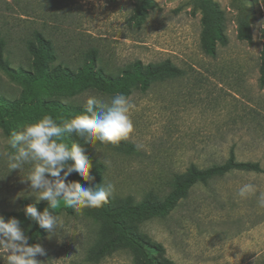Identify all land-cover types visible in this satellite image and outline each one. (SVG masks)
Returning a JSON list of instances; mask_svg holds the SVG:
<instances>
[{
	"label": "rangeland",
	"instance_id": "1",
	"mask_svg": "<svg viewBox=\"0 0 264 264\" xmlns=\"http://www.w3.org/2000/svg\"><path fill=\"white\" fill-rule=\"evenodd\" d=\"M157 8L136 26L130 17L142 0H0L2 55L14 69L28 70L27 44L40 33L54 48L56 60L76 69L95 56V67L118 72L136 60L144 64L169 59L184 76L154 83L128 97L134 132L126 140L136 150L88 145L90 160L105 167L103 180L115 185L113 197L165 196L173 176L191 165L206 168L223 163L233 151L239 162H257L264 170V86L259 84L264 43V0H213L224 15L225 46L216 55L200 48V14L189 0H152ZM251 18L252 42L237 39L238 9ZM21 87L0 72V96L19 98ZM110 104L111 95L86 90L65 100L86 105L88 98ZM7 138L0 131V216L36 202L22 182L29 166L8 173ZM77 181V180H72ZM245 183L256 191L247 199L237 193ZM264 173L233 172L195 185L163 218H152L139 231L162 245L174 264H264ZM47 202V201H40ZM63 202L55 209L59 236L46 234L37 244L46 252L41 264H90L86 255L95 226ZM0 264L6 257L0 253ZM93 264V263H91ZM98 264H135L119 251Z\"/></svg>",
	"mask_w": 264,
	"mask_h": 264
},
{
	"label": "trees",
	"instance_id": "2",
	"mask_svg": "<svg viewBox=\"0 0 264 264\" xmlns=\"http://www.w3.org/2000/svg\"><path fill=\"white\" fill-rule=\"evenodd\" d=\"M191 13L200 14V48L210 57L216 55L217 45L225 46L227 38L224 34V15L218 4L213 0H189ZM157 8L152 0H142L135 8L130 21L140 26L146 18L147 12ZM251 18L247 10L238 9L236 18L237 39L251 43ZM264 39V28L262 29ZM4 42L0 37V72L12 83L21 87L19 98L9 100L0 96V131L8 138L12 130H18L19 125L35 123L45 114L54 119L70 118L84 112L86 105H74L65 100L85 92H97L113 96L123 93L129 97L134 89L146 92L156 83L184 76V71L173 64L169 59L159 63L144 64L139 60L123 67L118 74L105 73L95 67V56L90 57L76 69H70L60 64L54 65L56 55L51 42L40 33L35 34L34 41L27 44V51L31 56L28 70L10 67L2 55ZM259 84L264 86V43L260 52ZM66 142H76L75 136H66ZM88 145H85V148ZM95 146L113 148L121 152H134L136 148L126 141L117 147L104 146L98 142ZM89 182L83 181L73 173L68 181L77 180L84 187L95 190L103 182L105 167L101 162L92 161ZM264 173L257 162H239L233 151L221 164H213L206 168L191 165L182 174L173 176L169 192L158 197L153 193L147 194L140 201L131 196L124 198L110 197L100 209H83L80 214L90 220L95 226L92 244L89 246L86 262L98 264L101 260L119 251L130 253L135 264H174L164 254L162 245L155 243L146 234L139 231L144 222L152 218H163L173 211L179 202L185 199L190 190L197 184L207 185L210 181L220 179L233 172ZM35 204L38 211L48 207V202H24L19 212H7L5 219L17 218L21 227L30 237L29 243H38L46 234L24 215V209ZM68 211L73 213V209Z\"/></svg>",
	"mask_w": 264,
	"mask_h": 264
},
{
	"label": "clouds",
	"instance_id": "3",
	"mask_svg": "<svg viewBox=\"0 0 264 264\" xmlns=\"http://www.w3.org/2000/svg\"><path fill=\"white\" fill-rule=\"evenodd\" d=\"M134 105L123 93H115L110 104L88 98L84 112L70 118L54 119L45 114L35 123H26L12 130L7 138L8 173L28 165L22 182L31 191L36 203L47 201L48 207L38 211L35 204L25 207L24 215L52 236L57 232L59 217L55 209L63 202L66 208L80 212L83 209H100L115 193V185L103 182L95 190L84 187L79 181H68L73 173L86 183L92 180V162L85 145L117 147L134 132L130 112ZM66 136H75L76 142H66ZM256 191L252 183L243 184L237 195L247 199ZM264 207V196L258 201ZM30 237L21 227V221L0 216V253L6 264H41L37 256H45L40 244H30Z\"/></svg>",
	"mask_w": 264,
	"mask_h": 264
}]
</instances>
